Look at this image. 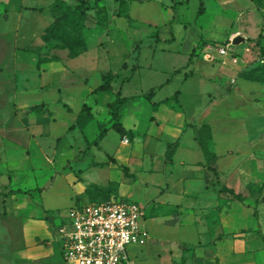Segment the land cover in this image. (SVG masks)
I'll list each match as a JSON object with an SVG mask.
<instances>
[{
  "label": "rangeland",
  "instance_id": "rangeland-1",
  "mask_svg": "<svg viewBox=\"0 0 264 264\" xmlns=\"http://www.w3.org/2000/svg\"><path fill=\"white\" fill-rule=\"evenodd\" d=\"M87 1L0 0V186L29 196L19 205L0 200V230L9 229L16 240L20 219L12 217L17 211L20 217H38L33 231L50 243L46 264H69L58 230L70 208L90 202L85 185L93 182L108 199L144 208L150 239L128 245L130 264H194L195 258L199 264H264V0H203L202 11L201 0ZM202 25L212 26V38L231 29L248 31L253 41L232 43L242 54L249 44L246 61L221 64L228 61L217 57L220 41L212 51L214 63L197 56L187 67L176 50L192 41L190 28ZM70 44H87V49L73 57ZM234 68L239 72L231 83ZM193 69L201 77H192ZM109 72L116 74L112 91L95 93ZM22 90L24 97H13ZM119 90L128 98L121 120L132 133L125 136L112 128L108 107ZM39 101L46 102L44 110L20 108ZM85 103L91 116L71 129ZM32 123L42 125L30 128L45 133L41 146L29 140ZM203 123L212 125L213 152L222 154L220 179L182 200L171 187L170 173L179 175L183 159L204 160L191 149L194 129ZM103 127L107 134L97 147L93 141ZM89 140L88 155L80 147ZM3 148L18 150V158L5 163ZM78 148L75 159L81 165L72 170L67 165ZM94 160L104 164L88 170ZM254 181L251 192L248 184ZM223 186L243 193L244 203L221 191ZM186 218L199 224L205 219L211 235L201 240L189 229L179 233Z\"/></svg>",
  "mask_w": 264,
  "mask_h": 264
},
{
  "label": "crops",
  "instance_id": "crops-1",
  "mask_svg": "<svg viewBox=\"0 0 264 264\" xmlns=\"http://www.w3.org/2000/svg\"><path fill=\"white\" fill-rule=\"evenodd\" d=\"M201 2H203V0H201ZM202 4L204 6V2ZM241 15L244 16L245 14L243 13ZM190 31L193 32L192 33L193 34L192 41L186 42L185 44L184 43L179 44L180 49L176 50V53L182 54L183 56H185V59H187V67L190 66V64L192 62H194V58L197 56L202 57L207 62L214 63L215 61H212L211 59H213V57L215 56L212 53V51H214V48H215L214 45H218V43H216V42L230 41L236 45H240L241 43L245 42L248 39H251V40L254 39L253 36H248L250 34V33H248V31H245V33H242L238 30L232 31V29L229 30L227 33H223L222 38H212V37H210L211 32H213L212 26H205V25H202L201 27H192V28H190ZM237 35H239V37H237ZM201 38H202V41H204V44L199 46V43L201 42ZM232 38H236V39H234V41H233ZM238 38H241V39L239 40ZM171 45H174V44H171ZM248 45L249 44H247L245 46V53H243V54L238 49L233 48V44H231L230 50L238 56V59H241L242 61L243 60L246 61L245 59L248 57V54L246 52ZM195 47H196L195 55L191 59V54H192ZM168 48H170V47H167L164 50H171L172 51L171 48L170 49H168ZM88 52L91 53V49H90V51H87V53ZM216 54H217L218 58H225V59L227 58V61L229 63L228 62L221 63V64L225 65L226 67L230 66V65H237L239 63V62L237 64L232 63L230 58L222 57L217 50H216ZM207 55H210L211 58H208ZM93 56L90 57V59H92V60L96 59V58H94L95 56L94 57ZM240 57H243V58H240ZM232 67H235V66H232ZM238 69H235L236 74H235V76H233V78H236L237 73L239 72ZM190 72L193 75L192 77L197 76V75L201 77V72L199 74L196 72L195 69L191 70ZM186 75H189V72H186ZM240 77L245 78L242 76V74ZM240 77L238 78V80L240 79ZM245 79L249 80L247 78H245ZM249 81H251V80H249ZM112 87H113V85H112ZM23 91L24 90H22V92H20V93L14 92L13 97L14 98L24 97L22 95ZM155 92H153V93H155ZM179 92L180 91H178V94H179ZM121 96H122V93H121ZM122 97H125V96H122ZM163 101H167V99H164ZM44 105L46 106V102L39 101L38 103H35L34 105H29V104L25 103L22 106H20V108H21V110H32V109L38 110L39 108L44 110L45 109ZM257 105H259V104L257 103ZM17 108H19V107H17ZM182 110L184 111V108H182ZM79 113L77 115V118L75 119V122H73V124L71 125V127H70L71 129L73 128L72 126L77 123ZM120 114L122 116L121 110H120ZM208 124H210V123H208ZM36 125L42 126L41 124H38V123L37 124H35V123L29 124V130H27V133H28V136L30 138L29 140H32L35 145L41 146L42 145L41 139L45 133L43 131H40V133L38 132V134L36 132H33L30 128L36 127ZM201 126L202 125H199L198 127H196L194 129L195 134H197V131L199 130V128ZM210 126H212V125L210 124ZM211 128L213 129V127H211ZM126 129H128V128H126ZM103 139L98 141L97 147L98 146L100 147V144H101ZM194 139H196V135L194 136ZM91 142L89 140V142H87V144L85 146V149H82L80 147V150H82V152H86L88 155L91 154L92 148H93L92 147L93 143H91ZM175 143H177V149H176V151H177L181 147L182 141L180 139V140L176 141ZM213 143H214V135H213L212 139L209 140V149L212 152L214 151L213 150V147H214ZM191 145L193 147V148H191L192 150H195V152H197V154L202 153V155H203V152H202L201 147L199 146V143L197 140H196V142H193V144H191ZM39 150H41V149L39 148ZM2 152H3L2 160L5 163H6V161H11V159L13 161H15V159L18 158L17 155L19 154L18 150L15 151L12 149H7V148H3ZM78 154H79V148L76 151L75 156L69 160L71 162V164L67 165L69 167L72 166V168H71L72 170L79 169V166L81 165L80 161L75 159L76 155H78ZM215 154L217 155V160L214 163V167L217 169V171H219L218 170V164L222 159V154H217V153H215ZM108 156L110 157V160H111V158H113L115 160L117 159L116 155L110 156V154H108ZM173 158H174V156H173ZM203 158H204V155H203ZM74 160H75V162H74ZM106 163H107V161H106ZM101 164H104V162L101 163L99 161L94 160L90 164V167L88 168V170L89 169L92 170L91 169L92 166H98ZM170 164L171 165L175 164L174 159H173V163L170 162ZM179 164L181 165V170L179 171V175L178 176L175 175V172H174V174L170 173V177H175L173 182H172L171 187H172V189H174V191H176L178 193L177 194L178 197H180L182 200L190 199V197H192V195H194L195 192L199 191L202 187L206 189L207 186H212L214 183L219 182V179H220L219 176L216 175L214 172H212L211 170H209L205 166V159L202 160L200 158H197L193 161H187V160L183 159L179 162ZM67 166H65L64 168H68ZM80 170H82V172H83L84 168L83 169L80 168ZM85 172L86 171H84V173ZM78 177H79V179H83L80 175ZM92 183L93 182H90L87 185H85L86 195H87V188ZM252 183H255V181ZM0 184H1V181H0ZM94 184L98 185L99 183H94ZM20 191L22 193V189L16 188L14 186H8L5 188L0 186V200L2 201V203L8 202V200L14 201L16 205H19L22 200L27 201L29 199V196L23 197V195L21 193H18ZM19 208L20 207H16L15 210L17 211ZM19 214H20L19 211H17L16 215L14 212L13 215H15V216L12 217V218H19L20 219V221L18 220L19 221L18 224L20 227H19V232L16 234V240H15V236L10 231H7L9 229H7L6 230L7 232H6L5 230H3V226H1V230H0V264H46L50 260V258L48 257V254H47V252H49V250H50V243L46 237L44 238L37 231H33V227L38 226L40 223L39 221H37L38 217H35L32 215L31 216L25 215L24 217H20ZM232 214L233 213H231L230 215L232 216ZM42 217L47 219L46 216L45 217L42 216ZM260 217H263V216L261 215ZM260 221H262L261 218H260ZM185 222H186V224L184 226L179 227V230H178L179 233L181 232V229H184V228L189 229L190 232L192 233V236L195 232H197L198 238L201 240L203 238H205L204 235H207V236L211 235V232L206 228L205 219L202 220L201 224H199L198 222L195 223V221L190 222V218H186ZM206 229L208 232L206 231ZM148 230H149V228H148ZM195 236H196V234H195ZM18 240L21 241L22 244L21 245L19 244L18 248H17L15 242ZM44 243H46V244H44ZM225 254H227V252H225ZM193 263L194 264L201 263L200 258H198V259L195 258Z\"/></svg>",
  "mask_w": 264,
  "mask_h": 264
},
{
  "label": "built area",
  "instance_id": "built-area-1",
  "mask_svg": "<svg viewBox=\"0 0 264 264\" xmlns=\"http://www.w3.org/2000/svg\"><path fill=\"white\" fill-rule=\"evenodd\" d=\"M231 44L218 45L217 51L237 64ZM144 217L143 206L126 199L90 201L70 208L58 230L64 260L69 264H130L128 245H145L150 239Z\"/></svg>",
  "mask_w": 264,
  "mask_h": 264
},
{
  "label": "trees",
  "instance_id": "trees-1",
  "mask_svg": "<svg viewBox=\"0 0 264 264\" xmlns=\"http://www.w3.org/2000/svg\"><path fill=\"white\" fill-rule=\"evenodd\" d=\"M77 1L79 2V4H89L87 0H77ZM61 3L63 4L64 0H61ZM123 3H124L123 1L120 2L121 6ZM202 9H203V4L201 3L200 11H202ZM248 40L253 41L250 39H248ZM261 40H262V34H260L258 36V39L256 41H257V43H260ZM226 42H228V41L222 42V44L226 43ZM216 43L219 44L221 42H216ZM203 44H204V41H202V39H201L199 46L203 45ZM68 48L70 49L71 56L74 57V56H77L79 53L86 51L87 44H80V45L79 44H70L68 46ZM195 50H196V47L194 48V50L191 54V59L195 55ZM115 76H116V74L112 73V72L105 74V76L103 77V83L100 84L94 90V92L100 93V92L112 91V88H113L112 87V81L115 78ZM242 76L247 78V79L254 80V78H251L248 75L246 76V74H242ZM152 91H154V89H152ZM152 91H151V93H152ZM127 100H128L127 97L121 96V90H119L116 94V99L113 100L112 102H110V104L108 106L109 111H110V115H111L112 128L115 129L122 136H125L128 133H132L130 130L126 129V127L123 125V123L121 121L120 110L123 107V105L126 103ZM90 116H91V107L87 103H85V104H83L82 109L79 113L78 124L82 125L85 122V120H87ZM106 134H107V128L103 127L101 132L99 133L98 137L93 141V143L98 144V141L103 139ZM212 137H213V133H212V128H211L210 124L203 123L202 126L197 131L196 140L198 141L199 146L201 147V150L203 152L204 159H205V166L209 170L214 172L216 175H219L218 171L214 167V163L217 160V155L209 149V140H211ZM111 161H115V160L113 158H111ZM123 168L125 169V167H123ZM255 185H256L255 183H249L248 184V188L251 192H252L253 188L255 187ZM221 191L233 193L234 199L236 201L241 202V203H244V201L246 200V197L243 193L236 194L233 190L227 188L226 186H223ZM87 197L89 198L90 201H99V200L108 199L106 192L101 190L100 186L97 184H94V183H92L88 186ZM261 238L264 240L263 234H261Z\"/></svg>",
  "mask_w": 264,
  "mask_h": 264
},
{
  "label": "water",
  "instance_id": "water-1",
  "mask_svg": "<svg viewBox=\"0 0 264 264\" xmlns=\"http://www.w3.org/2000/svg\"><path fill=\"white\" fill-rule=\"evenodd\" d=\"M239 40L241 39V38H238Z\"/></svg>",
  "mask_w": 264,
  "mask_h": 264
}]
</instances>
